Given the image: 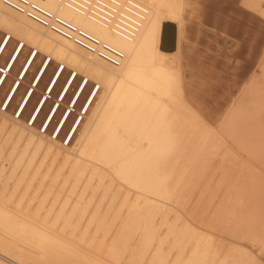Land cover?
<instances>
[{"label":"rangeland","instance_id":"374dc122","mask_svg":"<svg viewBox=\"0 0 264 264\" xmlns=\"http://www.w3.org/2000/svg\"><path fill=\"white\" fill-rule=\"evenodd\" d=\"M210 1L213 6L210 5ZM260 1L264 4V0ZM186 2L183 39L178 49L179 53L178 51L175 53V55L179 56L178 67H180V70L178 69V71L181 73L177 70L175 71L179 73L178 75L182 79L181 83L179 81L182 101L185 100L184 103L186 102L185 105L189 110L193 108L197 112H195L196 116H192L190 112L187 113V120L183 122V127L180 131L183 133L181 135L179 133L176 134L172 139L175 149L168 154L164 162L168 164L166 170L169 172L166 179L160 177V181L156 182L159 180L157 176L154 185L144 190L130 186L124 179L109 170L108 175H110V179H113L114 183L112 181L111 186L109 185L111 189L109 187L108 190L110 189L112 192H107L106 196L108 198L106 197L103 200L100 208L102 210V207L107 205L108 200L113 196V192L118 197L117 201L128 193L129 196L137 195L144 200L150 198L153 204L147 212L146 218L142 221L139 230L133 232L132 229L125 228L122 234L123 237L121 236L122 238L118 242L119 246L111 249L114 237L120 233L117 227H119L122 215L113 219V214L110 212L107 215L108 217L102 218L101 224L99 221L96 222L97 218H94L91 222V225L94 224L91 226L92 228L86 223L90 220L89 213L94 208L93 205L95 206L98 202L97 199L99 200L103 189L101 187L98 188L100 191L97 190L95 197L93 196L96 199L92 198L93 202L90 201L92 204H88L91 210L88 208L89 210H86V214L79 216L80 208L86 204L85 199L91 195L94 186L90 187L89 190L87 188V191H84L87 193L83 192V196H81L83 189L82 180L76 185V176L67 177L66 175L71 162L68 161L67 165L66 162L63 166L64 169H62L64 171L54 177L57 174L56 169L62 165L60 157V159L58 157L57 159L48 155L43 158L41 152L36 153L34 156L32 146L26 148L27 150L24 149V141H26L24 137L22 138L23 140L18 141L19 139L15 133L9 135V130L7 129L10 128L12 121L16 119L15 109L19 100L29 87L33 74L40 63L44 58L45 60L48 58L46 53L38 51L24 81L6 110L8 115V120L6 121L9 124L7 122L6 129L0 130V234H6L7 231L21 237L26 234H31L32 236L43 235L45 238L53 236L61 243V241L66 242L67 236L74 234L72 236L76 237V235H79L80 230H84L87 227L89 235H96L95 243L97 245L100 244L103 238L105 248H107V251L110 250V258L114 259V256L119 251L121 252L120 247L127 240L129 234H132V236L128 246L129 249L125 255L134 250L139 237L144 230H147L144 233V240L139 254L137 253L135 258L134 264H138L140 256L149 247L147 246L149 242H155V246L161 238L165 239L161 245L162 249L159 257L161 253L164 255L169 250L168 259H172L176 249L170 248V243H172L173 247L178 246L179 250L184 244H186V247L189 243L194 244L196 239L202 236L197 233H202L210 236L213 242L222 245L223 251L234 247L246 253L248 257L252 256L255 264H264V17L260 16L261 12L256 10L260 14L256 13L255 9L247 6L242 0H186ZM262 4L261 6L264 7ZM221 5L222 8H220ZM207 16H209L208 20ZM220 16H223L224 20ZM235 19L237 22H235ZM231 24L232 26H230ZM172 32L173 27L170 30H166L164 44L167 45ZM6 34L7 29L0 27V41ZM19 43H21L20 36L10 39L0 58V70L5 66L11 52ZM34 50L33 44H24L22 53L0 90V114H4L2 110L4 96L17 78L25 59ZM230 59L232 60L231 62ZM60 65L62 64H59V61L51 60L47 71L39 82L38 91L33 93L21 115L23 126L29 123L31 110L44 92L53 72ZM71 68V66L67 67L65 64V70L51 93L52 97L47 100L34 124L35 132L40 131L42 119L48 109L56 103L61 86L67 76L73 72ZM78 74L50 128L45 132L47 138L51 136V132L53 133L57 119L68 106L78 84L85 78L83 72ZM94 85L95 79L88 83L80 101L74 107L75 111H72L64 130L60 134L59 141H62L72 120L80 117L81 106ZM102 90L103 87L101 86L99 92L101 93ZM100 101L101 98L96 101V104ZM235 106H238V119L242 117L244 120L242 123L243 128L239 125V121L230 117L228 113L233 111ZM193 110L191 109L192 112ZM0 118L3 119V116L0 115ZM87 121L88 119L84 115L82 124L84 123L85 126ZM245 127L246 131H250L247 133V137H244L245 135L241 130V128L244 129ZM25 131L26 133L28 132L27 129ZM78 135L79 131L76 137ZM242 137L246 140L245 145L242 144L244 142L241 141ZM78 138H76V142ZM144 142L146 144L142 145L140 150L143 154H146L149 148V140L146 139ZM73 143L75 148V139L68 147H71ZM23 151L24 153L26 152V155L23 154ZM70 151L71 159L76 158V151L73 149ZM32 155L34 156L33 158ZM30 161L31 163L29 164ZM49 165L50 168L46 175L45 183L48 184V187L51 186L52 194L50 195L49 192V195H47L48 200L39 210L37 206L40 199L35 198L30 204L29 209L31 210L28 213V211L24 210V207L28 204L35 186ZM26 166L28 167V172L23 176L22 174L24 173L22 171H24L23 169ZM33 173L37 175L34 176L33 184H31L27 195L20 203L18 202L20 193L26 188L29 176L31 177ZM18 181L19 184L17 183ZM16 184L18 185L17 193L16 195H11V189ZM118 187H120V191L116 193V188ZM39 195L41 194L39 193ZM53 195L58 198L57 207L49 210L48 206L55 198H53ZM78 198H80L78 203V207L79 205L80 207L73 213L71 212L73 204ZM157 205H160V209L155 214L154 210ZM70 218L71 220L69 221ZM162 218H165V223L164 226H161V230L158 232L160 236L156 239L157 237H154V233L156 232L157 224ZM132 219L129 218L128 221H132ZM149 221L150 226H147ZM97 223L100 225L96 226ZM183 223L184 225H182ZM76 224L78 231L75 230ZM169 227L171 228V232H169L171 234H166V230ZM106 228H108L107 231L109 232L104 230ZM62 229L65 230L66 236H61L55 231ZM93 229L94 231L92 232ZM100 235L102 236L100 237ZM59 237L62 239L61 241ZM203 238L204 241L211 239ZM212 240H210L209 244L207 242L205 244L202 241V245L208 249L206 255L208 258L206 257L205 262L202 263L210 264L209 261L213 260L212 264H221L222 259L225 258L226 260L224 259L222 264H232V262H234L233 264H240L239 260L229 262L230 255L228 253L221 255ZM71 243L76 247V241L72 240ZM154 248L156 247H153L152 244L146 250V259L151 257ZM127 256L125 259H127ZM145 263L144 260L142 264Z\"/></svg>","mask_w":264,"mask_h":264},{"label":"bare ground","instance_id":"6f19581e","mask_svg":"<svg viewBox=\"0 0 264 264\" xmlns=\"http://www.w3.org/2000/svg\"><path fill=\"white\" fill-rule=\"evenodd\" d=\"M36 1L51 11L63 16L80 28L87 30L100 39L117 47L125 55L119 65H113L101 58L89 56L86 50L81 46L56 34L47 27L0 2V27L6 28L8 35L11 37L20 36V40L23 44H33V47L37 52L40 51V53H46V56H48L50 60L53 59L59 61V64L61 63L64 66L66 64L67 67L71 66V71L84 73L87 82L84 84L82 80L80 81L68 103V106L57 119L53 129V131L55 129L57 130V134L62 133L72 111H75L74 107L80 101L88 83L95 79V85H97L98 88L94 89V86H92L81 106L79 112L80 117L74 118L69 124L64 135L65 138L68 137L69 139L68 143L64 145L62 141H59L58 136L55 138L49 136L47 138L45 132L50 128L60 106L63 104L65 97L74 84L75 79L73 78L70 80V74L67 76L59 90L55 101L56 103L48 109L46 115L42 119V125L45 124L44 134H42L41 131L35 132L34 130V124L36 123L41 110L46 105L47 100L52 97L51 93L63 74V71L57 74L58 67L53 72L44 92L39 97L29 114V120H31V122L28 120L29 123H26L25 126L22 125L21 115L33 93L38 91L39 82L51 62L49 61L46 63L44 58L33 74L29 87L19 100L15 109V112H17L16 119L12 121V124L10 123V128L7 130H9V135L15 133L19 139L18 141H21L24 137L26 139V141H24L25 144L23 143L24 149L32 146L34 156L36 153L41 152L43 158L48 155L53 158L60 157L62 159V165L59 166V168L57 167V174L54 177L60 174L61 171H64L62 169H64L63 166L66 162V165L71 162V166L66 175L67 177L71 175L76 176V185L82 180L83 189L81 191V196H83L82 193L84 191H87V188L89 190L90 187L92 188V186H94L91 195L85 199L86 204L80 208V212L78 213L80 214L79 216H83L84 213L86 214L89 210L88 208L91 210V207H88V204L90 201L93 202L92 198L95 197L97 190H99L98 188L101 187L103 189L102 195L100 194L101 196H98V202L95 206L93 205L94 208L92 211H89L90 220L86 223L91 227L94 225H91L92 220L97 218L98 220H96V222L99 221L101 224L102 218H105L110 212L113 214V219L122 215L119 227H117L119 228L118 231L120 233L114 237V243L111 246V249H114L119 246L118 242L120 238L123 237L122 234L125 228H130L133 232L139 230V227L141 226L142 221L146 218L147 212L153 204V201H151L150 198L144 200L137 195L129 196V193L123 195L122 198L117 201L118 197L113 192V196H111L109 200L107 199L108 203L106 206L104 205L105 208L102 207V211L100 209L102 202L106 197L108 198L106 194L110 191V186L113 181V179H110L108 171L112 170L130 186L142 188L144 190L154 185L157 176L159 180L156 182L160 181V177L166 179L169 172L166 170L168 164H165L164 162L166 161L168 154L175 149L172 139L176 134L179 133L181 135L183 133L180 131L182 130L183 122L187 120V113L190 112L192 116H196V111L191 108L194 112L193 113L191 109L189 110L185 105V100L183 99L184 101H182V92L180 93L179 87V81L181 83L182 79L178 75L181 73L178 71V69L180 70V67H178L179 56L175 55L180 48L183 39V22L185 19V7L187 2L186 0H137L148 8V13L144 18L138 33L132 38H126L112 31L110 27L93 20L87 14L80 13L56 0ZM242 2L246 3L250 8L255 9L256 13L261 12L262 14L259 13L260 16L264 17V7L261 6L262 3L260 0H242ZM210 5H212V2ZM220 8H222V5ZM208 17L209 16L206 17L207 20ZM220 22L223 23L222 21ZM235 22H237L236 19ZM213 26L215 27V25ZM230 26H232V24ZM172 27L176 34V42L175 48L173 49L174 51L171 50L170 52L166 49L167 45L162 42V37L164 29L170 30ZM237 30L239 29L237 28ZM4 37L0 41V58L10 41L7 40L5 43H2ZM17 47L18 44L11 52L5 66L3 67L4 76H2L3 71L0 70V90L22 53L23 47L19 50ZM36 56L37 54L31 56V53H29L18 72L17 78L3 98L2 104L4 103V107L2 110L4 111V114H0L3 116V119L0 118V130H4L7 126L8 121L6 120H8V115L6 110L9 108ZM231 61L232 60L230 59V62ZM175 70L179 73H176ZM101 86L103 87V90L100 93L99 89ZM99 98H101V101L96 104V101ZM228 113L230 117L237 119L239 125L242 126L244 120L242 117L238 119V106H235V109ZM84 115L88 119L85 126L84 123L82 124V118ZM242 128V133L245 135L242 136L247 137V133L250 131H246V127L244 129ZM26 129L28 130L27 133L25 131ZM78 131L79 135L76 137ZM244 137L241 138V141H244L242 144L245 145L246 140H244ZM76 138H78L77 142ZM74 139L76 147L74 148V143L72 146L70 145L71 147H68L72 141L74 142ZM146 139L149 140V148L147 149V153L143 154L140 148L142 145L146 144L145 142L143 143ZM140 141L142 142L140 143ZM71 149L75 150L77 153V156L74 159H71ZM25 153L23 151V154ZM34 156L32 155V158ZM27 168L28 167L26 166L23 169V176L28 172ZM47 168L48 169L45 170L46 172L35 186L28 204L24 207V210L28 211V213L29 210H31L29 209L30 204H32V201L35 198L40 199L39 205L37 206V209L39 210L44 206L46 200H48L47 195H49V192L50 195L52 194L51 186H49V188L48 184L45 183V178L50 165ZM35 175L33 173L31 177L29 176L26 188L20 193L21 195L19 196L18 202L21 203L22 199L27 195L31 184H33L32 181ZM19 181L17 182L18 184ZM17 187V184L13 186L10 192L11 195H16ZM109 187L110 189L108 190ZM119 189L120 187L116 188V193L120 191ZM110 192H112V190ZM39 193L41 195L38 196ZM54 197L55 196L53 195V198ZM80 198L76 199L74 202L73 210L71 212L74 213L79 209L80 205L78 207V203ZM57 199L56 196L49 204V210H53L57 207ZM159 209L160 205H157L154 213L156 214ZM167 212H169V210H167ZM129 218H133L132 221H128ZM70 220L71 218L69 221ZM164 223L165 218H162L157 224V229L154 233L155 238H158V232L161 230V226H164ZM100 224L97 223L96 226ZM182 225H184V223ZM147 226H150V221L147 223ZM75 228V230L78 231L77 224ZM88 230L89 229L86 227L84 230H80L79 235H76V237L72 236L74 234L67 236L66 242H62V239L60 238L65 235V230H55L61 235L59 237L61 243L53 236L45 238L43 235L32 236L31 234H26L21 237L6 231V234H0V264H134L136 255L137 253L139 254L140 247L144 240V233L147 231L144 230L143 234L139 237L138 243L135 244L134 250L130 251L127 256L125 253L129 249L128 246L132 236V234H129L127 240L120 247L121 252L119 251L120 253L118 252L114 256V259H111L109 255L110 250L107 251V248H105L103 238L101 239L100 244L97 245L95 243L96 235L92 233V235H89L87 233L89 232ZM104 230L107 231L108 228ZM93 231L94 229L92 232ZM169 232H171L170 227L167 228L166 234ZM101 236L102 235H100V237ZM189 237L191 238V236ZM72 240L76 241V247L75 245H72ZM164 240L165 239L161 238L156 248L152 250L151 257L149 256L150 258L146 259V250L152 246L153 242L147 243V246L149 247H145L146 250L143 252V255L140 256L138 264H142L144 260L146 262L145 264H201L202 262H205L204 260H206L205 258L208 253V249L202 245V241L205 242V244L206 242L209 244L211 239L209 241H204V238L199 236L190 249L186 247V244L182 245L171 260L168 259L170 254L169 251L164 255L161 253V258L159 257L162 249L161 245ZM126 256L127 259H125ZM226 256L228 257V255ZM224 259L225 258L222 259L221 264L224 262ZM209 262L212 264L213 260H210ZM233 263L234 262H232V264Z\"/></svg>","mask_w":264,"mask_h":264},{"label":"built area","instance_id":"2783aa9c","mask_svg":"<svg viewBox=\"0 0 264 264\" xmlns=\"http://www.w3.org/2000/svg\"><path fill=\"white\" fill-rule=\"evenodd\" d=\"M56 1L80 13L87 14L93 20L110 27L112 31L126 38H132L138 33L143 20L148 13V8L137 0ZM0 2L47 27L56 34L81 46L86 50L89 56L101 58L113 65H119L125 57L124 53L117 47L100 39L87 30L80 28L63 16L41 5L36 0H0ZM11 38L10 35L6 34L2 43H5ZM22 47H24V44L21 42L18 44L17 48L19 50ZM37 53L38 52L34 50L31 52V56H35ZM45 61L48 63L51 60L47 58ZM1 70L3 71L2 76H4V68L2 67ZM64 70L65 66L60 65L57 74L61 71L64 72ZM78 75L77 72L73 71L70 74L69 79H76ZM82 82L85 84L87 80L84 78ZM95 88H98L97 85H94V89ZM29 122H31V120H29ZM44 128L45 124L40 127L42 133L45 132ZM51 136L53 138L58 136L59 138L60 134H57V130L55 129L53 133L51 132ZM68 139V137H63L62 143L66 145Z\"/></svg>","mask_w":264,"mask_h":264},{"label":"crops","instance_id":"0c3cea01","mask_svg":"<svg viewBox=\"0 0 264 264\" xmlns=\"http://www.w3.org/2000/svg\"><path fill=\"white\" fill-rule=\"evenodd\" d=\"M195 230V229H194ZM196 231V230H195ZM197 233V232H196ZM198 235L200 234V235H202V237H205V238H211L210 236H207V235H203L202 233H197ZM160 235H158V237H159ZM156 239H158V238H156ZM211 240H212V238H211ZM171 242H172V240H171ZM212 242H213V240H212ZM155 243V242H154ZM154 243H153V247H156L157 245H158V243L157 244H155V246H154ZM213 244L215 245V247L216 248H218V250L220 251V254L221 255H223V254H225V253H228V255H230L229 256V259H228V261L229 262H231V261H233V260H239L240 261V264H255V261H254V259L252 258V256H250V257H248L247 255H246V253H244L243 251H241V250H238V249H236V248H227V250H222V245H220V244H217V243H215V242H213ZM192 246V244L191 243H189L188 245H187V247L190 249V247ZM170 248H175L176 249V252H175V254L177 253V250H178V246H175V247H173L172 246V243H170ZM169 251V250H168ZM170 252V251H169ZM174 254V255H175ZM174 255H172L173 257H174ZM169 260H171V259H169Z\"/></svg>","mask_w":264,"mask_h":264},{"label":"water","instance_id":"95a60500","mask_svg":"<svg viewBox=\"0 0 264 264\" xmlns=\"http://www.w3.org/2000/svg\"><path fill=\"white\" fill-rule=\"evenodd\" d=\"M165 32H166V29H164V32H163L162 42H164V34H165ZM175 42H176V34H175V31L173 30V32L171 34V37L168 40L166 49L169 50V51L173 50L175 48Z\"/></svg>","mask_w":264,"mask_h":264}]
</instances>
